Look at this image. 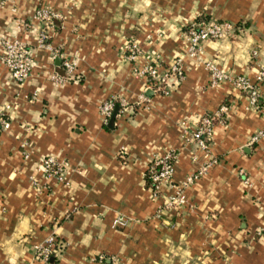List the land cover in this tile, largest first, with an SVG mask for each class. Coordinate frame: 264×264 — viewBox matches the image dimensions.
<instances>
[{
  "label": "crops",
  "instance_id": "crops-1",
  "mask_svg": "<svg viewBox=\"0 0 264 264\" xmlns=\"http://www.w3.org/2000/svg\"><path fill=\"white\" fill-rule=\"evenodd\" d=\"M40 6L61 14L49 43L74 62L62 84L49 79L58 58L22 25ZM201 19L240 31L204 40L199 60L191 59L182 30ZM13 37L29 44L33 62L20 84L0 62V107L7 104L9 121L0 131V264H92L100 252L121 264H264V136L248 143L263 115L228 83L209 86L203 66L212 60L253 78L264 64V0H5L0 40ZM131 40L139 63L181 58L184 77L168 95L152 94L134 74L123 57ZM259 93L264 99V86ZM139 95L148 102L135 105ZM111 97L130 105L104 122L98 106ZM220 104L226 121L213 127L210 145L217 163L184 189L188 206L164 205L175 187L152 196L145 169L172 150V184L197 170L205 160L182 135ZM44 156L63 164L68 184L42 177ZM118 215L127 223L111 226ZM49 235L56 252L47 262L34 259L31 245Z\"/></svg>",
  "mask_w": 264,
  "mask_h": 264
},
{
  "label": "built area",
  "instance_id": "built-area-1",
  "mask_svg": "<svg viewBox=\"0 0 264 264\" xmlns=\"http://www.w3.org/2000/svg\"><path fill=\"white\" fill-rule=\"evenodd\" d=\"M5 0H0V5ZM61 14L51 10L45 6L37 7L28 20L22 25L34 30V44L36 47H42L49 50L51 57L58 58V71L49 74V79L56 84H62L72 79L74 62L72 58L62 56V54L49 43V31L59 27ZM240 31L237 25L226 20L201 19L192 21L184 26L182 30V44L184 47V56L199 60L201 53V43L206 39H218L223 36H234ZM1 53L0 62L6 69L11 79L17 83H22L30 74L32 67V56L29 44L18 38L0 40ZM123 57L132 63V71L140 77H144L147 81V88L152 94H160L166 96L170 93L173 86L177 85L184 77L182 60L176 57L166 66H161L157 62L144 60L139 63L141 50L137 43L129 41L124 45ZM255 52L252 51V55ZM203 66L208 75V85L213 87L220 82H226L231 87L238 90L247 100L248 106L255 111H259L264 119V99L259 93V87L264 86V64H260L253 78L244 75L234 74L217 68L214 61H205ZM118 99L111 97L101 102L98 106V112L102 120L105 122L112 114L114 107L121 108L130 105L124 98ZM149 98L139 95L134 104L148 102ZM7 104L0 107V131L5 130L9 126L7 120ZM227 107L220 104L216 110L203 113L196 126L185 131L182 140L187 145H193L195 150L200 152V156L204 158V163L195 171L187 174L183 180L174 185L171 183L173 165L177 161V153L175 151H166L162 155L156 156L148 164L147 178L149 180V190L152 196H157L162 185L174 186L173 194L166 197L164 205L166 206H188L184 189L194 183V181L206 171V169L217 163L215 155L211 154V136L213 127L216 124H224L226 121ZM264 136V120L262 127L256 130L248 140L249 144L257 142ZM23 157H27V153H23ZM193 159L196 157L192 155ZM63 164L52 156H44L39 163L38 169L43 178H53L56 182L68 184L67 178L63 175ZM243 174L242 170H239ZM245 184L248 183L243 178ZM34 187H40L35 180L32 181ZM126 219L122 216H115L111 222V226H124ZM57 242L54 236L49 235L43 241L31 245L32 257L36 260L47 262L51 255L56 252ZM92 264H121L115 255L97 253L92 259Z\"/></svg>",
  "mask_w": 264,
  "mask_h": 264
},
{
  "label": "trees",
  "instance_id": "trees-1",
  "mask_svg": "<svg viewBox=\"0 0 264 264\" xmlns=\"http://www.w3.org/2000/svg\"><path fill=\"white\" fill-rule=\"evenodd\" d=\"M146 176H147V171L145 170L144 171V184H145V187H149V185H150L149 180Z\"/></svg>",
  "mask_w": 264,
  "mask_h": 264
},
{
  "label": "water",
  "instance_id": "water-1",
  "mask_svg": "<svg viewBox=\"0 0 264 264\" xmlns=\"http://www.w3.org/2000/svg\"><path fill=\"white\" fill-rule=\"evenodd\" d=\"M116 110H117V107H114V109H113V111H112V114H111V116H110V119H109L110 121H109V122H111V120H112V118H113V116H114Z\"/></svg>",
  "mask_w": 264,
  "mask_h": 264
}]
</instances>
